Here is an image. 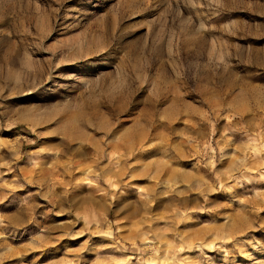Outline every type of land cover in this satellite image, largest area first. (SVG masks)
Segmentation results:
<instances>
[{"label":"rangeland","instance_id":"374dc122","mask_svg":"<svg viewBox=\"0 0 264 264\" xmlns=\"http://www.w3.org/2000/svg\"><path fill=\"white\" fill-rule=\"evenodd\" d=\"M0 264H264V0H0Z\"/></svg>","mask_w":264,"mask_h":264}]
</instances>
